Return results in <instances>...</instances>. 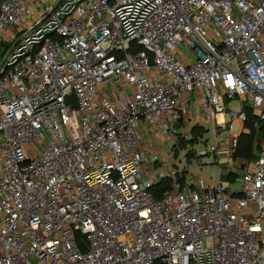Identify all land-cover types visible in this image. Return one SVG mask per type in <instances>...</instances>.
Masks as SVG:
<instances>
[{"label": "built area", "instance_id": "1", "mask_svg": "<svg viewBox=\"0 0 264 264\" xmlns=\"http://www.w3.org/2000/svg\"><path fill=\"white\" fill-rule=\"evenodd\" d=\"M198 103L197 156L264 130V0H0V264H264V131L215 185L147 168Z\"/></svg>", "mask_w": 264, "mask_h": 264}, {"label": "crops", "instance_id": "2", "mask_svg": "<svg viewBox=\"0 0 264 264\" xmlns=\"http://www.w3.org/2000/svg\"><path fill=\"white\" fill-rule=\"evenodd\" d=\"M191 97L192 96H188ZM167 116L162 115L155 123H143L140 129L142 140H141V147L147 153L149 157V161L147 163V168L152 170L155 167L163 166L165 168H173L174 170L178 171L179 169L175 166V159H176V152H174V145L175 135L172 132V129L168 126L167 123ZM190 132L195 126L204 127L205 129L209 130L207 126L211 125L212 131V124L210 121L206 120L201 111H200V103L197 104L195 110L192 111L191 119L189 122ZM180 129L184 131V126H181ZM179 129V132H180ZM204 135V134H203ZM203 136L200 137V139ZM156 157H159V160H156ZM237 157V156H236ZM239 158V157H237ZM234 158L232 160H236ZM230 159V158H229ZM232 162L228 163L229 165ZM186 177L188 178L187 172ZM193 179L194 182H201L204 177L202 176H191L190 180Z\"/></svg>", "mask_w": 264, "mask_h": 264}, {"label": "rangeland", "instance_id": "3", "mask_svg": "<svg viewBox=\"0 0 264 264\" xmlns=\"http://www.w3.org/2000/svg\"><path fill=\"white\" fill-rule=\"evenodd\" d=\"M231 106H237V102H232ZM247 112H251L249 108H247ZM227 117L230 119L229 114H227ZM207 128L209 130L206 129L203 137L197 142H192V132L186 134L180 129V139L174 148V152H176L175 166L180 171L187 172L189 180L191 176L198 175L204 177L207 184L215 185L220 178L219 166L226 167L228 163L233 162V160L231 158L229 159V157L216 158L213 155L197 156L194 154V150L199 149L202 145L213 143L215 141L213 131H211V125L207 126ZM236 128H240L239 125H237ZM251 128L253 129L256 138H260L264 131L262 126L254 124V127ZM242 132H249V128L244 127ZM222 178L225 180L228 177L223 175Z\"/></svg>", "mask_w": 264, "mask_h": 264}, {"label": "trees", "instance_id": "4", "mask_svg": "<svg viewBox=\"0 0 264 264\" xmlns=\"http://www.w3.org/2000/svg\"><path fill=\"white\" fill-rule=\"evenodd\" d=\"M254 124L257 125V119L250 112L248 113V120L245 123V127L249 128V132H242L240 134L239 145L235 153V156L237 157H253L254 156V153L256 150V147H255L256 136L253 133V129L251 128V127H254ZM191 132H192V142H197L200 139V137L203 136V134L206 132V129L204 127L195 126ZM185 175L186 173L185 171H183L180 176L181 180L185 178ZM171 182H172L171 179L162 180L154 188V193L157 196H161L164 190L169 189L171 187Z\"/></svg>", "mask_w": 264, "mask_h": 264}]
</instances>
